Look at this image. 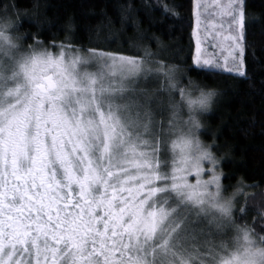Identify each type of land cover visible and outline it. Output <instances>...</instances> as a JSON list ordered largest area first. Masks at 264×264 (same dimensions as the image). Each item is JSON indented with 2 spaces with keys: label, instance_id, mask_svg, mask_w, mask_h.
<instances>
[{
  "label": "snow or ice",
  "instance_id": "6c2138e0",
  "mask_svg": "<svg viewBox=\"0 0 264 264\" xmlns=\"http://www.w3.org/2000/svg\"><path fill=\"white\" fill-rule=\"evenodd\" d=\"M192 8V70L245 77L246 0ZM21 11L0 7V264H264V199L244 220L245 188L264 186L226 194L215 137L200 139L216 91L181 86L147 47L81 52L71 23L46 45ZM149 76L167 81V119L137 86Z\"/></svg>",
  "mask_w": 264,
  "mask_h": 264
},
{
  "label": "trees",
  "instance_id": "16d2710c",
  "mask_svg": "<svg viewBox=\"0 0 264 264\" xmlns=\"http://www.w3.org/2000/svg\"><path fill=\"white\" fill-rule=\"evenodd\" d=\"M10 3L22 10L18 17L24 21L22 32H38L46 45L53 39L57 44L64 41L71 23L72 44L82 51L98 47L143 56L147 47L155 59L176 66L181 86H187L190 77L194 86L214 89L217 95L201 116L199 135L206 144L215 137L213 150L221 158L226 193L241 181L247 186H264V0H246L245 77L192 70L193 0H0V7ZM164 5L174 6L177 14L165 12ZM23 10L28 16L35 10L36 16L30 21ZM35 19L43 23L37 26ZM245 192L248 212L244 220L251 224L264 190L246 187Z\"/></svg>",
  "mask_w": 264,
  "mask_h": 264
},
{
  "label": "rangeland",
  "instance_id": "374dc122",
  "mask_svg": "<svg viewBox=\"0 0 264 264\" xmlns=\"http://www.w3.org/2000/svg\"><path fill=\"white\" fill-rule=\"evenodd\" d=\"M53 51H55V49H53ZM80 51L83 52L82 50H80ZM177 77H178V79H182V76L179 75V74L177 75ZM186 79L187 78H185L184 81ZM137 86L139 88H146L149 91L154 92V94H155V96L158 99V102L160 104V107L156 109V119L157 120L167 119L171 115L172 109H171V106H170V103H169L170 94L167 91V81L165 80V78L163 76H160L159 78H155L153 76H149L146 80L145 79H140L139 84ZM171 95L176 100L179 99V97H178V95L176 93H171ZM202 114H201V116H202ZM178 115H179L180 118L186 120L187 119V109L183 108V107L180 108L178 110ZM201 116H200V119H201ZM224 186L226 188L225 184H224Z\"/></svg>",
  "mask_w": 264,
  "mask_h": 264
}]
</instances>
